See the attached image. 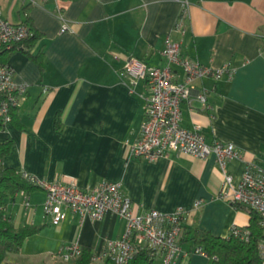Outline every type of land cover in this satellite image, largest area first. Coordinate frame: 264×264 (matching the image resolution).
<instances>
[{"label":"crops","instance_id":"crops-1","mask_svg":"<svg viewBox=\"0 0 264 264\" xmlns=\"http://www.w3.org/2000/svg\"><path fill=\"white\" fill-rule=\"evenodd\" d=\"M35 1L0 0V14L12 24L21 23L22 8L30 4L31 22L42 34L33 52L43 45L45 55L43 70L19 50L6 60L14 82L26 86V92L18 106L22 129L12 122L0 129V142H13L3 166L81 188L120 183L137 213L190 209L199 200L184 223L190 231L198 228L221 237L232 225L246 226L247 212L218 197L222 172L213 156L166 151L150 162L130 154L149 92L144 80L130 82L120 71L129 56L149 66L167 65L162 53L167 37L179 44L184 58L213 69L228 65L230 77L194 81L206 89L208 106L192 95L190 103L180 104V124L198 127L207 143L233 144L241 156L228 160L226 170L235 180L247 162L264 170V0ZM185 3L182 32L176 24ZM63 24L67 29L60 32ZM170 67L182 80V68ZM57 115L60 130L55 128ZM44 196L39 187L21 189L7 199L4 216L17 228L40 226L33 235L44 234V243L58 252L78 242L92 254L123 232L124 221L116 214L80 221L68 208H63L61 222L51 224L44 215ZM194 259L208 261L197 254L181 264H194Z\"/></svg>","mask_w":264,"mask_h":264},{"label":"built area","instance_id":"built-area-1","mask_svg":"<svg viewBox=\"0 0 264 264\" xmlns=\"http://www.w3.org/2000/svg\"><path fill=\"white\" fill-rule=\"evenodd\" d=\"M30 1L36 3L35 0ZM183 5L185 7L176 24V30L182 32L187 16L186 3ZM65 29L67 26L63 24L60 32ZM30 34L25 24H12L0 14V47L10 48ZM162 53L167 59V65L149 66L143 60L129 56L120 71V75L130 82L144 80L149 92L145 98L144 120L137 139L130 144V154L150 162L162 157L166 151L189 154L200 159L213 156L222 172L218 197L233 207L240 204L255 210L259 215L260 225L264 228V170L254 162H247L240 178L235 180L226 170L228 160L241 156L233 144L220 140L207 143L198 127L189 130L180 124V104L190 103L192 95L205 108L208 106L206 89L203 86L197 88L194 81L210 76L215 79L222 75L230 77L232 70L226 64L213 69L182 57L179 44L168 37ZM112 56L117 58L114 53ZM170 64H177L182 68V80L175 78ZM13 76V68L7 62L0 61V92L5 93L6 97L0 103V119L5 124L10 122V105L19 106V101L26 92V86L15 83ZM24 176L43 189V211L51 224H57L65 218L63 208L76 213L80 221L85 218L100 220L108 213L116 214L124 221L122 234L116 239L105 240L100 250L91 254L89 264H128L139 249L149 251L152 264H181L183 260L197 254L207 257L200 247L184 249L180 243L184 223L200 205L199 200L190 209L179 207L170 213L151 209L137 213L131 199L117 182L101 181L94 187L81 188L75 182H47L29 174ZM25 204L28 205V202ZM227 234L242 240L249 237V231L237 225H232ZM258 249L264 264V239L259 242ZM81 254L82 246L73 242L65 251L52 254L51 257L67 263ZM0 264L18 263L3 259Z\"/></svg>","mask_w":264,"mask_h":264},{"label":"trees","instance_id":"trees-1","mask_svg":"<svg viewBox=\"0 0 264 264\" xmlns=\"http://www.w3.org/2000/svg\"><path fill=\"white\" fill-rule=\"evenodd\" d=\"M30 4L24 6L22 11L24 19L21 23L28 26L31 34L20 42L13 44L10 48L0 47V61L6 62L10 53L21 51L27 55L40 70L45 65L44 46L41 45L36 52L33 48L42 38L39 32L32 24L29 16ZM5 93L0 92V103L5 99ZM10 122L17 128L22 129L18 115V106L10 105ZM60 117L57 115L55 128L61 129L59 123ZM5 123L0 119V129ZM12 140L7 139L0 142V260H3L10 252L18 251L24 240L35 234L40 226H22L15 227L9 219L4 216V206L8 198L12 197L17 191L25 190L29 192L37 185L32 184L21 173L12 168L4 167L2 160L10 154ZM235 209H242L249 215V221L244 228L249 231L247 240L232 235L214 236L210 232L194 228L192 231L184 226L180 237L181 245L183 242L189 244V249L200 247L208 257L207 264H262L258 244L264 239V228L260 225L259 215L251 208L244 207L240 204L234 205ZM91 257V251L87 247L82 248V255L78 257L77 264H88ZM152 259L147 249H139L135 252L128 264H152Z\"/></svg>","mask_w":264,"mask_h":264},{"label":"rangeland","instance_id":"rangeland-1","mask_svg":"<svg viewBox=\"0 0 264 264\" xmlns=\"http://www.w3.org/2000/svg\"><path fill=\"white\" fill-rule=\"evenodd\" d=\"M45 240L46 238L44 234L41 236L31 235L24 240L18 251L10 252L4 259L8 261H10L9 259L15 260L20 264H67L61 259H52V254H56L58 250L45 244ZM183 247H187V244H184ZM193 262L194 264L199 263L195 259Z\"/></svg>","mask_w":264,"mask_h":264}]
</instances>
